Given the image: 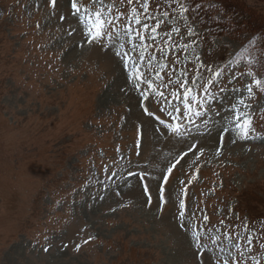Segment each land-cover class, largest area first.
<instances>
[{
  "label": "rangeland",
  "instance_id": "rangeland-1",
  "mask_svg": "<svg viewBox=\"0 0 264 264\" xmlns=\"http://www.w3.org/2000/svg\"><path fill=\"white\" fill-rule=\"evenodd\" d=\"M220 1L191 0L183 21L170 19L154 43L153 21L147 29L131 22L135 51L119 50L153 81L138 91L106 47L83 43L73 0H0V264H264V91L240 58L249 34L215 21ZM75 2L81 12L101 7ZM235 2L264 21V0L226 1ZM113 3V15L136 7L104 0V11ZM165 12L178 15L180 6L150 0V16ZM189 25L191 38L172 31ZM209 68L221 75L208 94L188 84L207 111L175 112L183 103L173 93L183 90L174 83L203 73L204 84ZM236 111L252 118L247 139Z\"/></svg>",
  "mask_w": 264,
  "mask_h": 264
},
{
  "label": "snow or ice",
  "instance_id": "snow-or-ice-1",
  "mask_svg": "<svg viewBox=\"0 0 264 264\" xmlns=\"http://www.w3.org/2000/svg\"><path fill=\"white\" fill-rule=\"evenodd\" d=\"M53 4H55V0H52ZM121 3L124 0H120ZM94 4H100V9L96 11H89L85 10L81 12V8L78 4L73 0L71 4V8L73 9V16H77L79 18V23L83 25V33H82V41L83 43H87L89 45L93 43L100 44L102 47H106L109 52L118 60V62L122 63L123 70L127 73V81L128 83L135 88L136 90H141V83H146L149 89L153 88V81L148 78L146 72H142L140 69V65L137 63H132L130 66L131 57L128 55V52H121L119 49L126 48L128 44L132 45V51H135V43L132 38L133 28L131 22L134 21L135 24L139 26H143V28H149L148 21L151 20L154 22L155 26L151 27L152 41L155 42L157 30L162 26H168V21L171 19L173 21H183V17L187 15V13L191 10L190 3L191 0H175V3L179 4L180 6V13L178 15H170L169 13H163V16L152 17L149 15V7H150V0H127L128 5L136 4V7L132 8L131 14L125 13H116L113 15V9L116 5L109 4L107 6V11H104V0H93ZM61 20L64 19L63 16L60 18ZM125 21H128L126 24ZM124 25L123 29L119 28V25ZM173 32L176 33H186L189 38L193 37L196 34V29L194 26H186L185 28L175 27L172 28ZM71 35V33H69ZM104 37H107V43L104 41ZM136 39L140 41H144L146 37L137 32ZM83 43H81V47H83ZM194 43V41L192 42ZM142 47V45H141ZM183 50L186 53L185 59H187V54L189 53V42H186L183 46ZM192 57L199 61L200 56L195 52H191ZM140 61H144L145 57L143 52L140 53L138 56ZM155 59V57L151 58ZM151 59H149V63H151ZM161 68L164 67L163 64L160 65ZM208 71H212L213 75L209 78L206 83L200 84V79H203V73H198L197 76L191 77L190 80L184 82H177L174 83V87L182 89V97L173 93V96L176 99H182L183 103V110L180 107H176L174 109L175 112L181 113L188 117L190 114L194 113L196 117H201L204 113L201 109L207 111V106L202 100H198V94H194L193 88L189 87L188 84L191 83L193 85H197L200 88L205 90V94H208V87L213 83V80L216 79L221 75V72L213 71L212 69H207ZM159 75V73H156ZM187 73L185 72L183 76H186ZM248 76H252L253 72L249 71L247 73ZM183 76L181 79H183ZM257 87L260 88L261 91H264V85H262L261 79H254L252 81ZM247 92L249 96L253 93V88L251 86L247 87ZM162 95V94H161ZM239 104L245 105V107H249V105L245 104L243 99L238 101ZM236 108V104H232V109ZM147 111V109H145ZM171 116L172 114L169 113ZM234 121H235V128L239 132V137L241 139H247L251 132L252 126V118L251 116L243 111H236L234 113ZM206 124L209 122L208 120L204 121ZM168 128L176 134L180 133V126L176 125L173 126L171 124L168 125ZM224 131H228L227 128ZM221 139L223 137L221 136ZM171 172V169H169ZM167 180V177H165ZM147 191V189H145ZM164 202V197L161 195V203ZM179 217L183 221L185 217V203L183 200L180 201L179 204ZM207 219V217H205ZM192 243L194 246L199 250L202 247L201 239L196 231L191 232ZM79 248V245L77 246ZM219 264V262H218ZM223 264H229L228 260H224Z\"/></svg>",
  "mask_w": 264,
  "mask_h": 264
},
{
  "label": "trees",
  "instance_id": "trees-1",
  "mask_svg": "<svg viewBox=\"0 0 264 264\" xmlns=\"http://www.w3.org/2000/svg\"><path fill=\"white\" fill-rule=\"evenodd\" d=\"M221 1L220 12L223 15L221 19H215L217 25H220V28L227 33L247 32L249 34L247 43L251 50L242 52L240 58L249 69L261 74V82L264 85V21L255 19L254 12L247 5L248 8L239 2L230 5L226 3L233 0Z\"/></svg>",
  "mask_w": 264,
  "mask_h": 264
}]
</instances>
